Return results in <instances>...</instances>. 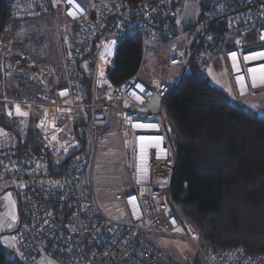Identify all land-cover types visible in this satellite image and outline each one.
<instances>
[{"label":"built area","instance_id":"1","mask_svg":"<svg viewBox=\"0 0 264 264\" xmlns=\"http://www.w3.org/2000/svg\"><path fill=\"white\" fill-rule=\"evenodd\" d=\"M4 1L18 16L58 11L65 27L59 36L63 84L37 100L16 102L19 108L49 109L40 133L48 132V123L60 116L71 120L77 108L89 110L86 150L54 173L43 155L25 148L23 138L0 150V212L5 204L3 186L10 183L18 203L12 232L20 259L25 264L41 260L44 264H177L151 242L172 236L193 246L201 264H264L261 254L236 247L208 251L198 247L194 232L171 199L176 156L163 113V100L188 65L218 51L233 98L264 90L263 85L252 88L238 79L251 66L264 63V0ZM190 2L200 5L197 20L181 22L178 11ZM250 30L255 39L244 42L241 35ZM108 38L135 39L142 49L148 43L184 41V48L168 58V64L179 66L177 76H166L154 85L135 78L122 85L107 84L98 101L92 91L108 70L103 53ZM84 75L90 76L89 102L79 90ZM153 97L157 100L150 109ZM111 110L117 115L115 125ZM73 139L67 135L64 145ZM4 230L5 217L0 219V232ZM181 230L184 233L178 234Z\"/></svg>","mask_w":264,"mask_h":264},{"label":"trees","instance_id":"2","mask_svg":"<svg viewBox=\"0 0 264 264\" xmlns=\"http://www.w3.org/2000/svg\"><path fill=\"white\" fill-rule=\"evenodd\" d=\"M54 15L55 12L18 16L0 0V54L9 53L4 51H9L6 47L12 38L30 37L38 48L30 46L27 55L37 63H46L50 51L34 28L39 20H51ZM57 49L54 54L58 58H51L57 60L60 73L64 67L61 50ZM110 52L108 85H122L135 78L143 59L140 41L113 38ZM3 56L0 61L5 62ZM23 60L22 66L26 62ZM2 90L16 97L28 94L29 100H37L42 94L38 96L41 89L36 92L32 80L18 73L8 77L0 73V94ZM79 90L84 101L89 102L90 76L82 77ZM163 113L176 156L171 199L183 222L194 232L198 247L208 251L232 246L264 256V114L256 113L210 83L199 64L193 62L163 100ZM37 116L29 115L21 135L14 127L15 121L0 108V125L11 129L17 141L23 138L25 148L33 154L43 155L53 173L86 150L87 107H81L79 116L65 126V132L74 139L64 147L55 146L35 128ZM52 149H58L59 154L51 153ZM7 251L0 244V264H25L17 255L8 256ZM172 260L177 264H201L196 252L184 260ZM42 263L41 260L36 264Z\"/></svg>","mask_w":264,"mask_h":264},{"label":"rangeland","instance_id":"3","mask_svg":"<svg viewBox=\"0 0 264 264\" xmlns=\"http://www.w3.org/2000/svg\"><path fill=\"white\" fill-rule=\"evenodd\" d=\"M199 12H200V5L198 3L190 2L187 3L182 10L178 11V19L181 22H195L197 20ZM64 30H65L64 21L61 19L58 11H56L54 17L51 18V20H46V19L39 20L34 28V31H37L39 35L38 38L44 39L43 42L44 41L46 42V46L48 47L47 50L50 51L48 58L46 57L48 61L46 63H39L38 65H42L39 66V69H42L44 67V71H46V74H49L51 72L52 73L51 79L53 80L57 76L58 71L56 65L57 60L52 58L53 57L58 58L54 54V51H58L57 47H59V45L61 44V40L59 39V36L63 33ZM41 36L43 38H41ZM241 36L244 42H252L255 39L253 35V31L251 30L246 33L243 32ZM27 38L15 37L12 38L9 44H7L6 48H8L9 51H4V52H9L6 54L7 62L4 63L2 60L0 61V73H2V75H4L5 77H8L17 69L16 68L17 66L14 68L15 63L18 64L20 60L26 59L25 56H28L25 53L21 54L20 50L22 49L27 50L28 48H30V46L32 48L33 47L38 48L37 47L38 45L33 44L34 43L33 38L29 37L28 40ZM227 46L228 44L222 45L221 50L225 49ZM183 48H184V41L182 40L171 42L168 44H162V45L149 44V43L144 44L143 59L136 78H138L140 81L148 85L149 84L154 85L157 82V80L163 79L166 76H171L175 78L179 72V66L168 64V58L170 57V55L178 52L180 49ZM13 54L17 56H14ZM1 56H3V54H0V57ZM16 57L19 59L18 61ZM199 68L208 77L210 83L222 89L232 98L230 86L228 84V80L220 56V51L214 53L206 60L200 62ZM156 100L157 97H153L151 104L148 106V108L150 109L153 108L155 106ZM237 100H239V102L243 103L245 106L249 107L251 110L255 111L256 113L264 114V90L261 92H253L251 93V95L243 96L241 98H238ZM31 109L29 110V113L31 111H32L31 113L39 112L37 108H31ZM48 110L49 109H47V111ZM47 111L43 109L42 111L43 114L39 118L40 122L42 120L47 121ZM48 112L50 113V111ZM52 123L49 122V126L51 124L52 128L48 126L47 128L48 132L42 134L45 135L46 139L49 142H54L55 146L64 147L65 146L64 138L65 136L70 134L68 132H65L67 131L65 130V126H62V130L59 131L61 127L55 128L54 124ZM16 142H17V136L12 132V130L4 126H0V149L11 147L14 144H16ZM51 153L59 154L58 149H52ZM61 154L65 155L64 152H61ZM3 188L6 189L3 191L2 194L10 192L9 194L12 195V199L13 200L16 199L13 189L10 186V183L4 184ZM4 203H6L5 199H4ZM16 224L17 223H15L14 226L9 228V230L7 231L4 230L0 232V244L6 247V249L8 250L6 254L8 256L17 255L19 257L20 251L17 243V238L14 236L12 232ZM177 233L183 234L184 231L181 230L178 231ZM151 242L156 246H158L160 249H162L166 255H168L174 260H179V261L184 260L185 258H188L191 255H194L195 253L194 247L184 242L182 238H176L172 236H160L158 238H153ZM43 262L45 263L46 261L44 260ZM47 264H61V263L48 261Z\"/></svg>","mask_w":264,"mask_h":264},{"label":"crops","instance_id":"4","mask_svg":"<svg viewBox=\"0 0 264 264\" xmlns=\"http://www.w3.org/2000/svg\"><path fill=\"white\" fill-rule=\"evenodd\" d=\"M112 39L113 38H108L107 40H105L106 43L103 46V50H105L103 53L106 55V58H104V60H107L108 70L104 74H102L100 77L99 83H100V86L102 83V86L97 87L94 92L92 91V93L95 95V97L98 99V101L103 99V97H104L103 96V86L108 84V83H106L107 82V73H108L109 69L111 68V64H112L111 52H110V43H111ZM98 41L96 42L97 46H98ZM20 51H21V54L22 53L27 54V51L24 49H22ZM142 51H143V49H142ZM4 56L2 59H4ZM5 57H6L5 59H7V55ZM25 58H26L25 59L26 62L24 63V66H22V63H21L23 60H20V62L18 64H16V63L14 64V68L17 66L16 67L17 69L13 73L18 72V74H22V75H25L26 77L30 78V80H32V82L34 84L35 91L37 92L38 89H41L37 94L38 96L43 92L51 91L55 87H59L63 84V82H64L63 70H60V73H57V76L53 80V79H51V76H52L51 72L49 74H46V71H44V67L42 69H39V66H42V65H38L39 63L32 60L31 57L25 56ZM16 59H17V61L19 60L17 57H16ZM6 62L7 61H5L4 63H6ZM46 67H47V65H46ZM136 77H137V75H136ZM136 77H135V79H138ZM38 83H39V86H38ZM103 83H105V84H103ZM149 85H151V84H149ZM80 94H81V96L84 97V94L81 91H80ZM14 95L15 94H13L11 92L2 90V92L0 94V108L2 109V111L4 112V114L6 115V117L8 119H12L13 121H15L14 127L21 134L22 132H25L26 127L28 125L29 115L32 112L31 111L29 113V110L31 108H37L38 109V107H34V106L30 107L29 110H21L19 108L20 113H27V114L26 115L18 114L17 107H19V105L16 102L21 101V100H29L30 97L28 96V94H22V93L19 94V95H22L19 97H16ZM38 96H37V98H38ZM79 110H80V108H77L76 110L73 111V116H72L71 120L66 118L67 116H60L59 118H57L54 121V123H52V122L51 123L54 124L55 128L60 127V126H66L67 124H71L74 121V119L79 116ZM38 111L39 112L37 113L38 116H37V119L35 122V128L39 130V126L41 125V123H45V120H42L41 122L39 121V118L42 116L43 112L40 111V109H38ZM111 121H112L113 125H115L117 123V115H116L114 110H111ZM48 125H49V123H48ZM49 127L52 128L51 124ZM21 135H23V134H21ZM9 193L10 192L2 194L3 199H5L6 203L4 204V210L2 212H0L1 213L0 219H3L5 217V231L9 230V228L14 226V224L17 223V221H18V203H17L16 199H14V200L12 199V195Z\"/></svg>","mask_w":264,"mask_h":264},{"label":"bare ground","instance_id":"5","mask_svg":"<svg viewBox=\"0 0 264 264\" xmlns=\"http://www.w3.org/2000/svg\"><path fill=\"white\" fill-rule=\"evenodd\" d=\"M262 69H264V63H260L259 65L253 67L251 66L247 74H241V76L238 75V79L241 78L243 82L251 84L252 88H255L258 85L264 86V82H261V80L264 79V72L261 71ZM253 70H255V72ZM253 75L256 76V86H253ZM240 90L246 91L243 88H241Z\"/></svg>","mask_w":264,"mask_h":264},{"label":"snow or ice","instance_id":"6","mask_svg":"<svg viewBox=\"0 0 264 264\" xmlns=\"http://www.w3.org/2000/svg\"><path fill=\"white\" fill-rule=\"evenodd\" d=\"M69 2H73V0H69ZM264 38V37H262ZM255 72V70H253ZM262 72H264V69L261 70ZM261 82H264V79L261 80ZM253 86H256V76L253 75ZM17 112L18 114H22V115H26L27 113H20L19 107H17ZM157 144L159 143V141L156 142Z\"/></svg>","mask_w":264,"mask_h":264}]
</instances>
